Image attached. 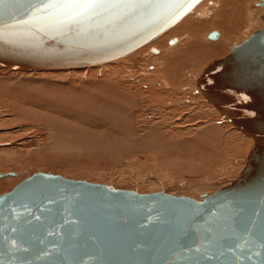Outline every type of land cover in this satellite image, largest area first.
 Here are the masks:
<instances>
[{"label": "water", "instance_id": "95a60500", "mask_svg": "<svg viewBox=\"0 0 264 264\" xmlns=\"http://www.w3.org/2000/svg\"><path fill=\"white\" fill-rule=\"evenodd\" d=\"M198 1L3 0L0 67L108 63L151 42ZM198 87L255 139L234 181L194 201L34 173L0 195V264H264V28L212 61Z\"/></svg>", "mask_w": 264, "mask_h": 264}, {"label": "rangeland", "instance_id": "374dc122", "mask_svg": "<svg viewBox=\"0 0 264 264\" xmlns=\"http://www.w3.org/2000/svg\"><path fill=\"white\" fill-rule=\"evenodd\" d=\"M210 1L213 4L196 18L201 26L209 25L220 4L229 10L227 15H240L232 11L240 4ZM260 1L249 0V11L242 14L253 17L236 25L228 50L212 61L226 57L263 28ZM181 22L156 39L162 46L155 40L146 44L148 50L157 48L158 55H138L143 46L129 56L78 70L19 72L0 67V173L16 174L0 179V195L37 172L139 194L164 191L195 201L235 180L255 142L198 90L197 80L210 62L176 76H169L165 67L157 72L160 58L190 45L188 33H173ZM212 31L219 35L215 41L207 38ZM200 35L203 45L221 37L219 29L210 27ZM172 39L178 42L169 45ZM200 46V53L208 55Z\"/></svg>", "mask_w": 264, "mask_h": 264}, {"label": "bare ground", "instance_id": "6f19581e", "mask_svg": "<svg viewBox=\"0 0 264 264\" xmlns=\"http://www.w3.org/2000/svg\"><path fill=\"white\" fill-rule=\"evenodd\" d=\"M202 1V2H201ZM242 1L244 2V0H231V2H230V6L231 5H235V4H240L241 5V7L239 8V10H236L237 9V7L235 6V7H231L232 8V11L234 10V11H236L237 13H239L240 15H236V14H231V15H227L226 14V11H229V10H227L225 7H224V5H221L220 4V6L221 7H219L218 5V10H217V12L214 14V12H213V16H212V19L209 21L210 23H209V25H207L206 24V27L204 26V25H202L201 26V24H198V21L196 22V18H197V16H198V14H200L199 12L200 11H205V10H207V5L208 4H210V5H212L213 4V2L212 1H210V0H199L185 15H183L172 27H170L169 29H167L165 32H163V33H161L160 35H158L155 39H153L152 41H156V39L157 38H159L160 36H162L163 34H165V33H167L169 30H171L178 22H180L181 20H182V22L175 28V30L173 31V33L175 32V31H178V30H180V32H179V34L178 35H182L184 32H186V33H184V34H189L190 35V37H191V42L189 43L190 45H187V46H182L181 48H179V49H177V50H174L169 56H165V57H162V58H160V64H159V66L161 67L157 72H160V71H162V69H163V67H165V70L169 73V76H170V74H172L173 76H176V75H178L180 72L182 73V71H184V69L185 68H187V67H191V68H193L195 65H197V63H201V62H204V61H207V62H212V60L210 59V58H216L218 55H217V53H221L222 55H224V53H226V50H228L227 48H228V45H229V43H230V39H232L233 38V34L234 33H236V31L239 29V28H237V24H239L240 22H241V26L242 25H244L251 17H253V16H251L250 17V15L248 14H246L247 16L245 17L242 13H244V11H246V13H247V11H249V5H248V2H249V0H247V3L245 2V3H242ZM264 1V0H263ZM201 2V3H200ZM220 2V1H219ZM198 3H200L199 5H198V7L194 10V12H193V14L192 15H190V16H188L187 17V15H189V13L193 10V8H195V6L198 4ZM229 4V3H228ZM251 4V3H250ZM260 5V4H259ZM260 6H263V5H260ZM242 7H244V9L245 10H241L242 9ZM264 7V6H263ZM217 8V7H216ZM230 8V7H229ZM228 8V9H229ZM146 11V10H145ZM144 11V12H145ZM151 12H153V10H151ZM150 12H147L145 15H148ZM192 13V12H191ZM245 14V13H244ZM202 16V15H201ZM263 16V15H262ZM262 16H261V19L264 21V19L262 18ZM185 17H187V18H185ZM246 20V21H245ZM200 23V22H199ZM254 23V22H253ZM137 25V24H136ZM161 25V24H160ZM133 26V25H132ZM240 26V27H241ZM207 27H210V28H215L216 30L217 29H219V31H220V34H221V37H220V39L217 41V42H215V43H212V42H208V43H206L205 42V44L203 45V44H201V38H200V34H201V32L204 30V28H207ZM261 27V26H260ZM263 28H264V24H263ZM262 29V28H261ZM261 29H258V30H261ZM123 30H127V31H131V26L130 27H126V28H123ZM257 30V31H258ZM205 32V31H204ZM213 32V31H212ZM238 32V31H237ZM256 32V31H255ZM254 32V33H255ZM169 33V32H168ZM172 33V32H171ZM253 33V34H254ZM187 34V35H188ZM167 34H165L164 36H166ZM101 37L102 36H99L98 38H97V40H98V42H96V43H99V40L101 39ZM202 37V36H201ZM219 37V35L216 37V39ZM161 38V37H160ZM216 39H214V40H211V41H215ZM159 40H161V39H159ZM156 41V42H158V43H156L157 44V46H162L161 44H160V41ZM210 40V39H209ZM151 41V42H152ZM186 41H188V40H186ZM151 42H149V43H151ZM178 42V39H172L171 41H170V43H169V45H174L175 43H177ZM96 43H93V44H96ZM204 43V42H203ZM148 44V43H147ZM153 44H155V43H153ZM197 44H198V46H202V47H204L205 49H207L208 51H209V56L208 55H205V56H207V60H202L205 56H203V54H201L200 53V49H198L197 48ZM146 45V44H145ZM145 45H143L144 46V49L142 48V50L141 51H138V52H136V53H138V55H139V53H145V52H152L153 54H155V55H158L159 54V50L157 49V48H154V47H150L149 48V50H148V46H149V44H148V46L146 45V47H145ZM142 46V47H143ZM154 46V45H153ZM200 46V47H201ZM141 48V47H140ZM139 49V48H138ZM192 49H193V51L194 52H191L192 51ZM221 49V51H217V50H220ZM137 50V49H136ZM136 50H134V51H136ZM201 50H203V49H201ZM232 50V49H231ZM134 51H132V52H134ZM214 51H216L215 52V54H214ZM132 52H131V54H132ZM211 52V53H210ZM136 53H135V55H134V53H133V55L136 57L137 55H136ZM190 53H193V54H190ZM207 53V52H206ZM129 55H130V53H129ZM128 54H127V56H129ZM201 55V56H200ZM220 55V54H219ZM124 56H126V55H124ZM124 56H122V57H124ZM122 57H120V58H122ZM131 57V56H130ZM220 57V56H219ZM118 59V58H117ZM133 59V58H132ZM222 59V58H221ZM115 60V59H114ZM209 63V64H210ZM202 64V63H201ZM208 64V65H209ZM97 66V65H96ZM94 67V66H93ZM197 67V66H196ZM199 67V66H198ZM208 67V66H207ZM206 67V68H207ZM2 69H5V67H1ZM90 68V67H89ZM156 68V67H155ZM205 68V69H206ZM7 70L8 69H10V68H6ZM157 69V68H156ZM205 69L203 70V73H204V71H205ZM12 70H14V69H12ZM155 70V69H154ZM187 70V69H186ZM19 72H21L20 70H18ZM156 71V70H155ZM23 72H31V71H23ZM33 72H35V71H33ZM166 72V73H167ZM156 73V72H155ZM163 73V72H162ZM167 73V74H168ZM203 73H202V75H203ZM158 74V73H157ZM164 74V73H163ZM165 75V74H164ZM184 75V74H183ZM201 75V76H202ZM167 76V75H166ZM201 76H200V78H201ZM181 78H182V75H181ZM200 78L197 80V88H198V90L203 94V96L205 97V100L207 101V102H209V103H211L213 106H214V108L221 114V115H223V116H225L227 119H228V121H230L229 120V118L227 117V115L225 114V113H223L222 111H220L217 107H216V105H214L213 104V102L212 101H210L205 95H204V93L201 91V89L198 87V82H199V80H200ZM174 79V78H173ZM168 80V79H167ZM181 80H183V79H180V81ZM172 81H174V80H172ZM177 81V80H176ZM176 81H174V82H176ZM172 84V83H171ZM175 84H178V83H175ZM164 85H165V87H167L168 86V84L167 83H165L164 82ZM171 86V85H170ZM168 88V87H167ZM173 89H176L175 88V85H174V87H172ZM112 97V96H111ZM230 123H232L231 121H230ZM233 124V123H232ZM234 125V124H233ZM234 127L235 128H237L235 125H234ZM238 129V128H237ZM240 132H242L240 129H238ZM243 134H245L244 132H242ZM245 135H247V134H245ZM247 136H249V135H247ZM250 137H252V136H250ZM253 138V137H252ZM254 139V138H253ZM254 142H255V139H254ZM254 145H255V143H254ZM253 145V146H254ZM252 146V147H253ZM252 149V148H251ZM248 157V156H247ZM0 174H4V173H0ZM9 174V173H8ZM8 176H10V175H6V176H4V177H2V178H0V179H3V178H6V177H8ZM13 176H16V174L15 175H13ZM12 176V177H13ZM234 181V180H233ZM226 186V185H225ZM180 197H182V196H180ZM188 198V197H187ZM193 200V199H192ZM195 201V200H194Z\"/></svg>", "mask_w": 264, "mask_h": 264}, {"label": "snow or ice", "instance_id": "6c2138e0", "mask_svg": "<svg viewBox=\"0 0 264 264\" xmlns=\"http://www.w3.org/2000/svg\"><path fill=\"white\" fill-rule=\"evenodd\" d=\"M3 0H0V3H2ZM90 2H94V0H90ZM49 6V5H46V7Z\"/></svg>", "mask_w": 264, "mask_h": 264}]
</instances>
